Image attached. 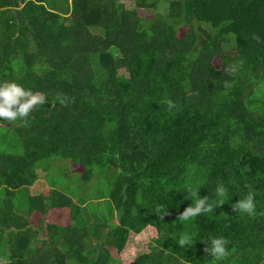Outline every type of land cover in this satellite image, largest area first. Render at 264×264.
I'll return each instance as SVG.
<instances>
[{
  "label": "trees",
  "instance_id": "trees-1",
  "mask_svg": "<svg viewBox=\"0 0 264 264\" xmlns=\"http://www.w3.org/2000/svg\"><path fill=\"white\" fill-rule=\"evenodd\" d=\"M128 1L0 0V83L46 101L1 120L0 264H264V0ZM48 159L105 176L117 221L32 194ZM189 188L211 210L183 219ZM249 191L254 213L233 211ZM145 233L148 251L127 250Z\"/></svg>",
  "mask_w": 264,
  "mask_h": 264
},
{
  "label": "rangeland",
  "instance_id": "rangeland-1",
  "mask_svg": "<svg viewBox=\"0 0 264 264\" xmlns=\"http://www.w3.org/2000/svg\"><path fill=\"white\" fill-rule=\"evenodd\" d=\"M122 1L126 2L129 6L132 5V3L128 0ZM65 6L66 4L59 3L57 7L60 10L63 8L67 9V6ZM140 12L142 16L152 15L151 10H141ZM203 26L205 28L210 27V25L208 24H203ZM187 28V26H183L180 29L179 35L182 36L187 31ZM224 48L226 51L235 50V39L233 37L230 38L229 42L224 43ZM1 124H3V122L0 120V125ZM43 162L45 163L39 165L40 168L38 169L40 177L35 185L31 187L32 194L42 192L45 186L51 185L64 190L73 197H76V201L82 203L84 206L83 213L79 218V223L81 225L94 222L97 219H106L111 223L117 221L116 212H114L111 217V202L108 197V193L110 192L111 187L105 176L98 175L92 181L85 182L81 179L79 174L73 172L75 171V169L67 160L55 159L51 161V159H48ZM111 228L112 227H110V229ZM44 237H46V235H44ZM153 237L154 235L149 233H145L144 235L133 234L130 238L127 250H134L135 248H137L138 250H140V252L148 251L149 242L153 240ZM127 250L126 252L128 253ZM112 252L114 254L113 256H116L115 251ZM0 261H3L1 259V255ZM113 264L118 263L114 262Z\"/></svg>",
  "mask_w": 264,
  "mask_h": 264
},
{
  "label": "clouds",
  "instance_id": "clouds-1",
  "mask_svg": "<svg viewBox=\"0 0 264 264\" xmlns=\"http://www.w3.org/2000/svg\"><path fill=\"white\" fill-rule=\"evenodd\" d=\"M45 98L36 94H33L28 89L24 88L15 81H6L0 83V120L16 121L18 119H25L29 116L31 111L37 106L45 103ZM169 108L174 105L169 102ZM188 191L192 203L183 211L182 218L188 219L195 217L202 212L211 210V205L206 207L207 196H201L199 191L193 188H189ZM226 195L225 188L220 186L216 190V196L223 198ZM199 197V198H197ZM255 193L249 191L243 199H239L235 205H233V211L243 212L251 216L256 208L254 203ZM194 203V206H192ZM221 205V204H218ZM217 205V206H218ZM206 241V251L217 262H221L228 257V240L224 237H212ZM180 245L191 244L192 238L185 236L180 240Z\"/></svg>",
  "mask_w": 264,
  "mask_h": 264
}]
</instances>
